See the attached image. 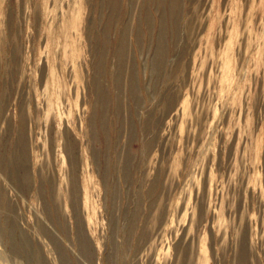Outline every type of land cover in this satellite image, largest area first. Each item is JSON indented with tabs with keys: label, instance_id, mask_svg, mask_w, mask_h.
Listing matches in <instances>:
<instances>
[{
	"label": "rangeland",
	"instance_id": "obj_1",
	"mask_svg": "<svg viewBox=\"0 0 264 264\" xmlns=\"http://www.w3.org/2000/svg\"><path fill=\"white\" fill-rule=\"evenodd\" d=\"M0 264H264V0H0Z\"/></svg>",
	"mask_w": 264,
	"mask_h": 264
}]
</instances>
